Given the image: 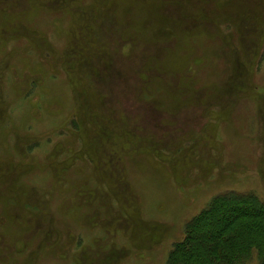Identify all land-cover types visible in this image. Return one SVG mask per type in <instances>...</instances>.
I'll return each mask as SVG.
<instances>
[{"label":"rangeland","instance_id":"rangeland-1","mask_svg":"<svg viewBox=\"0 0 264 264\" xmlns=\"http://www.w3.org/2000/svg\"><path fill=\"white\" fill-rule=\"evenodd\" d=\"M178 1L0 0V264H167L264 200V0Z\"/></svg>","mask_w":264,"mask_h":264},{"label":"trees","instance_id":"trees-1","mask_svg":"<svg viewBox=\"0 0 264 264\" xmlns=\"http://www.w3.org/2000/svg\"><path fill=\"white\" fill-rule=\"evenodd\" d=\"M264 264V200L227 192L188 220L167 264Z\"/></svg>","mask_w":264,"mask_h":264},{"label":"bare ground","instance_id":"bare-ground-1","mask_svg":"<svg viewBox=\"0 0 264 264\" xmlns=\"http://www.w3.org/2000/svg\"><path fill=\"white\" fill-rule=\"evenodd\" d=\"M185 2L183 1V0H179L178 1V5H177V7L178 8H180V9H182V8H184V6H185V4H184ZM105 79H106V82H108V83H110V84H114L115 85V82H116V80L112 77V72H111V70H108L107 69V71L105 72ZM188 111H190V110H188ZM188 111H186V113H185V118L182 120V123L183 124H187V123H189V122H187V120L189 119V112ZM185 112V111H184ZM152 114H154V112L153 113H151V111L149 110L147 113H145L144 115H142V117H141V119H142V122L143 123H145V124H150V123H152V120H154V118L153 117H155V115L154 116H152ZM234 129V128H233ZM232 129V130H233ZM226 130V129H225ZM231 130V131H232ZM227 131V130H226ZM230 131V132H231ZM233 132V131H232ZM232 132L231 133H229L228 131H227V133H228V135L229 134H232ZM153 167V169H155V170H160V168L158 167V166H150V168H152ZM154 175H156V174H154ZM52 189H55V188H52ZM52 196V195H51ZM51 196H49L48 197V200L49 199H52L53 197H51ZM47 200V201H48ZM58 209V208H57ZM40 212L39 211H33V213H32V216H31V226H36V223H37V221H35V218H36V215L38 214V215H40V216H42L41 214H39ZM44 217L45 218H47V216H45L44 215ZM25 220H26V218L25 219H21L20 221H19V226L17 225V229H16V232L15 233H17V237H16V239H15V247H16V249H21L22 247H23V245H25V243L26 242H28V241H30L32 238H33V236L35 235V234H37L38 233V231L37 230H33V229H27L26 230V232H25V234H23V229H22V224L23 223H26L25 222ZM28 224V223H27ZM83 250H85V249H83ZM34 254L32 255V256H30V258L28 259V263L27 264H34ZM19 264H22L21 262H19Z\"/></svg>","mask_w":264,"mask_h":264}]
</instances>
